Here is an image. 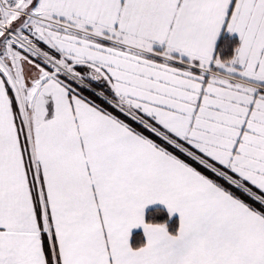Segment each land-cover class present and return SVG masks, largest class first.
Masks as SVG:
<instances>
[{
	"label": "snow or ice",
	"instance_id": "snow-or-ice-1",
	"mask_svg": "<svg viewBox=\"0 0 264 264\" xmlns=\"http://www.w3.org/2000/svg\"><path fill=\"white\" fill-rule=\"evenodd\" d=\"M0 264H264V0H0Z\"/></svg>",
	"mask_w": 264,
	"mask_h": 264
}]
</instances>
